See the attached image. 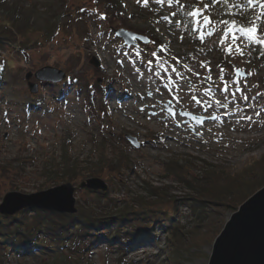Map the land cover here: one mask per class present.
<instances>
[{
  "label": "rangeland",
  "instance_id": "obj_1",
  "mask_svg": "<svg viewBox=\"0 0 264 264\" xmlns=\"http://www.w3.org/2000/svg\"><path fill=\"white\" fill-rule=\"evenodd\" d=\"M194 2L1 4L0 23L19 36L26 33L30 41L22 48L18 42L0 44V203L8 192L31 194L71 182L76 212L70 215L88 211L90 219L103 221L143 196L156 200L165 220L134 223L136 231L153 225L157 232L141 242L129 240L138 235L134 230L123 236L101 224L81 234L75 223L62 240L40 231L34 239L46 246L37 247L31 235L25 236L30 246L23 252L8 250L16 228L0 224V239H6L0 242V264H209L216 236L241 203L228 210L232 202L218 197L208 203L206 192H200L231 183L245 168L253 176L252 170L264 165V48L262 59H255L247 40L234 31L258 27L264 36V0H218L207 9ZM193 12L198 15H188ZM118 28L149 42L127 45L115 34ZM44 66L66 75L55 83L32 76L30 81L38 83L32 93L25 74ZM237 69L247 75H236ZM66 156L79 167L72 181L53 174ZM172 158L188 168L189 184L167 174L165 163ZM207 165L224 169L225 179L208 182L202 174ZM92 177L107 184L104 196L79 187ZM247 177L246 190L253 187ZM151 186L162 189L160 198L150 197ZM35 210L43 209L28 207L12 215L32 224ZM12 215L0 214L2 220Z\"/></svg>",
  "mask_w": 264,
  "mask_h": 264
},
{
  "label": "trees",
  "instance_id": "obj_2",
  "mask_svg": "<svg viewBox=\"0 0 264 264\" xmlns=\"http://www.w3.org/2000/svg\"><path fill=\"white\" fill-rule=\"evenodd\" d=\"M102 1H105L106 3L110 2V0H102ZM3 2L4 0H0V7ZM204 3H205L204 0H195L194 2V4H197L198 7L201 4L203 5ZM6 24L7 23L5 22L0 23V34H1L0 38L9 40V41L7 42L5 40L4 41L0 40V44L3 43L5 45H12V42H18L20 48L25 47L26 44H29L28 42L30 41L29 35H26V33H24V35L19 36V34H17L12 29V27H9ZM53 27H54V24L52 23L51 28H50L52 29V32H54ZM37 43H39L38 39H34L33 44L37 46ZM250 49H251V55L255 59H258V60L262 59L263 52L261 51L260 46L250 45ZM3 71H4V57L3 58L1 57L0 58V78L2 77ZM124 165L126 167L128 166L127 160L124 161ZM54 166H55V170L53 174H58L61 172L65 181H72L73 179L76 178L75 176L78 175L79 167H78L77 162L70 160V158L67 156L62 159V162H58ZM165 167H166L165 170L167 174L174 176V178H176V180L178 181L184 182L186 181V179L189 178L188 168L184 166L182 163H180L177 158L169 159V163H165ZM245 170L246 171L243 172V174L237 175V177L234 178V181H232L231 183L225 185L224 181H222V182H219V185L217 187H213L209 185L215 189L208 191V188H206V190L201 191L200 194L204 195L206 192L204 197L206 198L208 197L207 198L208 203H216L218 202L219 198L222 201L224 200V203H226V201H230V203L232 202V204L227 206L228 210L232 209L234 211L236 209V206L242 203L249 195H251L254 191H256L259 187H261L264 184V165H262V167L260 166L259 169L257 170L255 169L252 170V173H254L253 176L249 175L250 168H245ZM223 171L224 169H222L219 166L207 165L203 169L202 174L204 175L205 179L208 182L212 181L214 183L215 180L212 178L215 176H220L222 177V179L223 178L225 179V175ZM248 175L250 176V178L251 177L253 178L251 180H248L250 179L247 177ZM246 177L248 178L247 182H249V184L253 182V187H250L248 190H246L245 188L247 184L244 186ZM256 177H259L257 178L259 179L258 181H256ZM186 183L189 184L187 181ZM254 183H256V185H254ZM147 190L149 191L148 193L150 194L151 198L152 196H155V195L158 196V198H160V195L162 194V189H159L158 187L151 186V187H148ZM216 190L217 192H215ZM221 190L223 191L221 192ZM241 191L243 192L242 196L238 195V193L239 192L241 193ZM101 195L104 196L103 191ZM102 196L100 198H103ZM145 198H148V197H143V196H139L138 198L136 197L134 205H129V204L123 205V207L121 209H118L117 212L109 213L108 216L103 219V221L99 219H90L91 215H89L88 211H85V216H84V215H70L69 213H58V212L48 211V210H35L36 215L35 216L33 215L34 223L32 224L27 223L24 217L20 218V215L19 216L12 215V217L7 218L6 220H2V218H5V217L0 216V224L3 226L13 224L14 227L16 228L14 231H11V234L13 236L12 238L15 241L13 244L9 246V249H8L9 251L12 248L15 249L18 247L17 250L19 252H23L24 245L29 244L28 246H30V242L26 239L25 236L31 235L34 239V237L37 238L38 233L40 231L45 232V233L51 232L52 233L51 237L53 240L54 239L62 240L65 238L63 237L65 232L68 231V229L71 226H73L75 223H77L76 229L81 230L80 232L81 234H86L88 231H92L91 228H93V226H100L101 224H106L108 226L112 225V227H116L117 230L120 231L119 235H123V236L126 233L134 230L136 234L138 235H136L135 238L133 239L130 238L129 240L135 241V242H138V241L141 242V240L144 241L145 239L151 240L155 238L157 232L152 230L153 225L147 228H143L141 230L138 229L139 231H136L137 229H135L134 223L139 222V221L143 222V220H145L144 222H146L147 224H150V223H157L162 220L163 221L165 220L161 211L158 210L160 206H157L156 200L151 201L150 199H145ZM200 202L202 204L205 203L202 200ZM195 203L196 201L192 202L191 205H194L195 207L199 208V206L195 205ZM195 207L193 209H195ZM201 207L202 206H200V209ZM216 223H218V221L213 222V224H216ZM87 225H89V227H87ZM219 228L220 227L215 228V229L219 230ZM217 230L214 232L217 233ZM0 231L3 232V229ZM89 234H92V232H89ZM172 234L176 235V231L175 230L172 231ZM119 235L117 237L122 239L123 236L119 237ZM35 240L36 239H34V241ZM3 241H6L4 237L0 239V242H3ZM124 241H126V239L122 241L120 240L121 243H123ZM35 243H36L35 246L37 247L46 246V245H43L38 240L35 241ZM61 246L62 247L65 246V243L64 244L62 243ZM19 247H21L22 250H20Z\"/></svg>",
  "mask_w": 264,
  "mask_h": 264
},
{
  "label": "water",
  "instance_id": "obj_3",
  "mask_svg": "<svg viewBox=\"0 0 264 264\" xmlns=\"http://www.w3.org/2000/svg\"><path fill=\"white\" fill-rule=\"evenodd\" d=\"M114 32L127 45L136 44V40L149 42L142 34L125 28L115 29ZM92 63L95 66L99 64L95 59ZM235 74L243 77L247 75L239 69ZM65 75L60 69L44 66L34 73L27 72L25 78L30 91L35 93L38 83L30 81L32 76L39 81L55 83L61 81ZM79 187L96 191L107 190V184L97 177L82 181ZM74 190L75 186L66 182L31 194L8 192L2 197L0 214L12 215L28 207L58 213H75ZM209 264H264V186L243 201L225 222L213 242Z\"/></svg>",
  "mask_w": 264,
  "mask_h": 264
},
{
  "label": "snow or ice",
  "instance_id": "obj_4",
  "mask_svg": "<svg viewBox=\"0 0 264 264\" xmlns=\"http://www.w3.org/2000/svg\"><path fill=\"white\" fill-rule=\"evenodd\" d=\"M217 2L218 0H207V2L205 3V8L207 9L209 7V4L217 3ZM246 2L253 3V0H246ZM174 15L176 14L174 13ZM188 15L195 16V15H198V13L193 12V13H189ZM205 22H207V18L205 19ZM234 31H239L241 35L247 40L249 45H258L261 48H264V36L259 35L258 27H253V28H249L246 30L245 29H234ZM244 99H248V97L245 96Z\"/></svg>",
  "mask_w": 264,
  "mask_h": 264
},
{
  "label": "bare ground",
  "instance_id": "obj_5",
  "mask_svg": "<svg viewBox=\"0 0 264 264\" xmlns=\"http://www.w3.org/2000/svg\"><path fill=\"white\" fill-rule=\"evenodd\" d=\"M126 99H128V97Z\"/></svg>",
  "mask_w": 264,
  "mask_h": 264
}]
</instances>
